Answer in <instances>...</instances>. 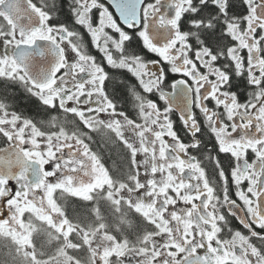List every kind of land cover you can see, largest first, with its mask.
Segmentation results:
<instances>
[{
	"label": "snow or ice",
	"instance_id": "obj_1",
	"mask_svg": "<svg viewBox=\"0 0 264 264\" xmlns=\"http://www.w3.org/2000/svg\"><path fill=\"white\" fill-rule=\"evenodd\" d=\"M0 264H264V0H0Z\"/></svg>",
	"mask_w": 264,
	"mask_h": 264
},
{
	"label": "trees",
	"instance_id": "obj_2",
	"mask_svg": "<svg viewBox=\"0 0 264 264\" xmlns=\"http://www.w3.org/2000/svg\"><path fill=\"white\" fill-rule=\"evenodd\" d=\"M26 104H27V101H22V107H23L24 105H26ZM25 110H27V109L25 108ZM107 163L111 164V163H112V160H111V159H108V160H107Z\"/></svg>",
	"mask_w": 264,
	"mask_h": 264
},
{
	"label": "flooded vegetation",
	"instance_id": "obj_3",
	"mask_svg": "<svg viewBox=\"0 0 264 264\" xmlns=\"http://www.w3.org/2000/svg\"><path fill=\"white\" fill-rule=\"evenodd\" d=\"M107 164H109V163H107ZM110 165V164H109Z\"/></svg>",
	"mask_w": 264,
	"mask_h": 264
}]
</instances>
